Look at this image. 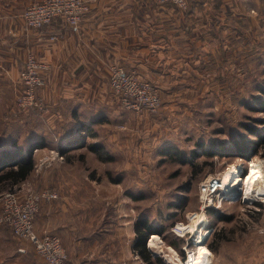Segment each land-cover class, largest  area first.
<instances>
[{"label": "rangeland", "instance_id": "374dc122", "mask_svg": "<svg viewBox=\"0 0 264 264\" xmlns=\"http://www.w3.org/2000/svg\"><path fill=\"white\" fill-rule=\"evenodd\" d=\"M226 3L232 7L230 12L225 7L221 13L216 11L210 0L204 4L207 11L197 15L205 23L202 19L186 21L198 32L192 40L183 35L182 21V31L175 36L181 50L171 53L170 67L153 79L136 71L158 89L161 104L155 111H137L120 102L125 110L122 120L108 119L97 125L93 132L107 145L102 144L103 154L112 158H101L88 146L82 150L79 170L97 191V222L117 213L121 222L132 226L139 216H148L165 229L163 234L151 233L147 247L169 264H186L185 248L198 250L195 242L201 234L213 253L210 264H256L264 259V195L245 199L244 181L237 196H226L221 189L205 200L201 191L203 182L211 176L221 177L230 165L240 168L244 176L255 159L262 161L264 172V138L245 127L252 124L264 130V102L255 99L264 100V0ZM213 12H219V17L207 19ZM17 96L16 110H29L19 106ZM237 138L253 148L248 155L208 156L197 145L215 139L235 150ZM167 145L180 148L184 155L178 156L175 149L172 156L162 154ZM51 149H45L36 162ZM193 150H198L196 157H192ZM55 162H48L42 171ZM8 190L0 187V207L1 195ZM153 234L159 236L158 247L149 246ZM0 235L8 241L14 234L0 222ZM130 238V264H146L133 250L136 233L132 227Z\"/></svg>", "mask_w": 264, "mask_h": 264}, {"label": "crops", "instance_id": "0c3cea01", "mask_svg": "<svg viewBox=\"0 0 264 264\" xmlns=\"http://www.w3.org/2000/svg\"><path fill=\"white\" fill-rule=\"evenodd\" d=\"M33 1L38 0H0V149H10L14 142L28 146L42 141L45 145L34 152L36 159L45 149L72 147L63 154L66 161L43 171L34 168L24 181L59 194L41 203L35 228L39 234H59L68 264H130L134 223L121 222L117 213L97 222V191L79 170L82 150L99 141L107 147L93 131L101 122L124 117L111 86L112 68L122 65L153 79L154 69L170 67L171 53L181 50L182 21L202 19L204 23L206 19L156 0H89L91 8L78 26L56 17L34 28L22 17L25 6ZM194 27L185 26L183 35L192 40L198 34ZM30 53L50 64L46 84L38 90L46 101L45 110L15 107L20 71ZM0 264H45V260L31 241L15 234L7 241L0 235Z\"/></svg>", "mask_w": 264, "mask_h": 264}, {"label": "built area", "instance_id": "2783aa9c", "mask_svg": "<svg viewBox=\"0 0 264 264\" xmlns=\"http://www.w3.org/2000/svg\"><path fill=\"white\" fill-rule=\"evenodd\" d=\"M156 1L159 3L171 2L184 9L188 7V0ZM90 8L89 0H38L25 6L22 17L27 26L34 28H42L56 17L63 18L71 26H78L83 15ZM1 21L0 15V25ZM55 37L54 35L51 36V38ZM49 69L50 64L48 62L33 53L28 55L20 71L21 89L17 99L21 108L46 109V102L38 90L46 84L45 73ZM110 81L113 90L119 95L120 102L128 109L155 111L161 104L158 89L150 81L141 78L136 71H130L122 65H115L112 68ZM53 160H65L63 153L57 148H52L49 155H43L36 162L35 170L43 169L48 162ZM220 179V177L211 176L201 184V191L205 193V200L207 199L206 196H211L221 190ZM58 196L56 190L51 188L38 189L33 182H23V184L10 188L1 195L0 222L9 226L16 236L31 241L36 251L44 258L45 264H68V252L59 234L50 231L39 234L35 228V216L41 203ZM207 203L208 201L204 203V208ZM178 228L182 229L181 227ZM185 251V262L187 263L194 253V249L186 247ZM256 264H264V259Z\"/></svg>", "mask_w": 264, "mask_h": 264}, {"label": "trees", "instance_id": "16d2710c", "mask_svg": "<svg viewBox=\"0 0 264 264\" xmlns=\"http://www.w3.org/2000/svg\"><path fill=\"white\" fill-rule=\"evenodd\" d=\"M208 0H193L192 2L188 0V7L186 8V12L188 14L198 11H204L205 7L204 4ZM171 2H168L170 4ZM173 4V3H172ZM175 5V4H174ZM223 6V7H222ZM178 7V6H177ZM213 7L216 11L220 13L224 11V7L226 11L230 12L232 7L226 3V0H213ZM179 8V7H178ZM219 12H213L212 20H216L219 17ZM241 20L238 19L237 22ZM206 21H204L205 23ZM188 22H184L183 26L189 27V25H185ZM214 27L216 24H213ZM191 26V25H190ZM216 30V29H214ZM214 33V32H212ZM218 35V34H214ZM162 69H154L155 74L161 73ZM140 74V73H139ZM257 101L261 103L264 102L262 98H255ZM253 102L252 104H254ZM245 127L250 133H255L260 138H264V130L260 127H254L252 124H245ZM236 144V149H226V145L222 142H217L215 139H211L208 143L205 141H199L197 143L198 146L202 149L204 154L208 156H215V155H223L226 153H241L246 155L247 152H251L253 148L246 146L243 142H239L238 138L234 139ZM45 144L42 141H35L29 144L28 146H23L14 142L12 148H2L0 149V187L4 188H11L14 185L24 182L29 178L31 173L33 172L36 164V159L34 157V152L36 148L43 147ZM82 145V144H81ZM80 147V146H78ZM88 147L98 151L99 157L104 159H111V154H103L104 146L100 143H90ZM248 147V148H247ZM72 147L61 146L59 150L61 153L65 154L69 149ZM173 149H175V153L178 156L184 155V152L173 145H167L162 148L161 153L165 155H173ZM254 155L257 153L252 152ZM198 155V150H193L192 157H196ZM248 155V154H247ZM252 155V154H250ZM186 160V158H184ZM187 161V160H186ZM9 227V226H8ZM10 228V227H9ZM165 227L158 226L148 216H139L134 223V230L136 233V238L133 244V250L137 252L140 257L146 262V264H169L167 263L161 256L157 255L154 256L151 250L147 247V240L151 233H164ZM212 250H216L214 246L210 245ZM263 260V259H262ZM261 261V260H260ZM259 262V261H258Z\"/></svg>", "mask_w": 264, "mask_h": 264}, {"label": "bare ground", "instance_id": "6f19581e", "mask_svg": "<svg viewBox=\"0 0 264 264\" xmlns=\"http://www.w3.org/2000/svg\"><path fill=\"white\" fill-rule=\"evenodd\" d=\"M262 164V161H258L255 159L251 160V162L249 163V170L244 176L240 172V168L235 165H230L229 168L223 171L220 177L222 192H224V194L229 197L237 196L241 193L240 185L242 181H244L245 185L242 186L244 189L243 196L245 197V199H253L259 195H264V172L262 170ZM204 219L205 218H203V221ZM204 240L205 238H203V235L201 234L198 240L195 242L199 244L198 250L194 251V253L191 255L190 260H188L186 264L211 263L213 253L206 245H204ZM159 242L160 239L158 234H153L149 240V246L158 247L160 246Z\"/></svg>", "mask_w": 264, "mask_h": 264}]
</instances>
